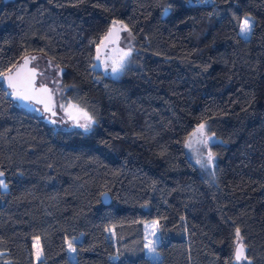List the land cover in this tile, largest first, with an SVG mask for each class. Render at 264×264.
Segmentation results:
<instances>
[{
	"label": "trees",
	"instance_id": "1",
	"mask_svg": "<svg viewBox=\"0 0 264 264\" xmlns=\"http://www.w3.org/2000/svg\"><path fill=\"white\" fill-rule=\"evenodd\" d=\"M113 21L140 46L118 78L93 68ZM33 55L95 126L54 127L0 76V264H36V238L40 264H239L237 228L244 264H264V0H0V73ZM201 123L213 181L185 149Z\"/></svg>",
	"mask_w": 264,
	"mask_h": 264
},
{
	"label": "snow or ice",
	"instance_id": "2",
	"mask_svg": "<svg viewBox=\"0 0 264 264\" xmlns=\"http://www.w3.org/2000/svg\"><path fill=\"white\" fill-rule=\"evenodd\" d=\"M201 3L204 4H215V0H200ZM118 22L113 21V28L109 29V32L104 37V40H109L110 37L113 35V29L115 28L116 24ZM254 28V21L250 17H245L240 25V33L242 36L248 37L251 36ZM121 30L127 31L129 33V36L132 35L131 31L128 29L127 25H122ZM103 44V41H101ZM119 55L112 59L111 64L108 63L107 60L103 61L105 64V72L107 73L111 71V74L113 76H116L120 73H122L125 69L126 63L128 62L129 58L132 55V48L131 46L128 47L127 50L119 49ZM100 45H97V55L96 59L100 60ZM33 59H35L33 57ZM29 61L25 60L24 63L27 64ZM98 65H93V68L97 67ZM15 67V65H13ZM12 68H9L7 71L0 73V76H3V79L7 81L8 88L12 89V96L14 99L19 101H32L36 99L37 93H47L50 90L41 85L39 89L35 87V83L33 79L25 78L21 79L19 72H17L15 75H11ZM34 74V73H33ZM37 102H41L37 100ZM55 115V113H53ZM83 115L86 117L85 123H79L77 122L76 126L83 128L85 132H88L91 130V125L95 122L91 116H89L86 112L83 113ZM55 123V121H53ZM215 133L209 134V132L206 129V126L204 123H201L195 132L192 133V135L187 139L185 146L193 149V144L195 143L198 145V147L194 148L193 150L197 153V159L196 163L200 165L201 168L204 169H211L214 168V159L215 154L213 153L210 145L211 143H214ZM195 138V139H193ZM202 149H206V155H204ZM4 173L0 171V177H3ZM0 188L7 189L8 184L4 182L3 179H0ZM159 225V221L153 222L151 232L150 234L145 235V244L144 248L147 249L150 257H156L159 256V252L157 249V244L159 242V237L156 234V228ZM236 239H237V247L235 251V259L237 261L243 259H247V257L244 255V245L242 243L243 237L240 234V229H236ZM68 251L70 253H75L76 248L73 247L72 241L68 242ZM37 258H39V254H37Z\"/></svg>",
	"mask_w": 264,
	"mask_h": 264
},
{
	"label": "rangeland",
	"instance_id": "3",
	"mask_svg": "<svg viewBox=\"0 0 264 264\" xmlns=\"http://www.w3.org/2000/svg\"><path fill=\"white\" fill-rule=\"evenodd\" d=\"M191 2H193V3H201L200 0H191ZM121 26L122 25H120V27ZM120 34L121 35L118 34L119 36L118 35L111 36V38L108 40L109 44H107L108 42L105 43V45H109L111 47L108 50L105 51L106 52V56L104 58V61L107 60L108 63L111 64L112 59H114L115 57H117L119 55V51L118 50L119 49L127 50L129 46H131V48H132V55L129 58L128 62L126 63L125 69H124V71L122 73H120V74H118L116 76H113L111 74V71H110V68H109V71H108L109 75L112 76V77H115V78H118V77L122 76V74L125 72V70H127L135 62L136 56L140 53V46L134 40L132 35L129 36V33L127 31H123V30H121ZM117 37H119V41H117L115 39ZM243 37H245V36H243ZM116 43H119L118 48L115 46ZM99 54H100V60H97L95 58V65H98L97 67L94 68L96 71H101L102 70L101 67H102L103 56H102V53H101V49H100V53ZM96 55H97V50H96ZM48 63L49 62L44 57H41V56H37L36 59L33 60L34 66L40 68V71L44 72V74L46 75L44 78L39 77V80H38L39 83H43V84L49 85L50 87H52V86L54 87L55 95H56L55 99H56V104H57L56 107L58 109V113L60 114V117L63 116L61 118L59 117L57 119V123L56 124H52V125L54 127L60 128V129H78V130H81V131L85 132L83 128L77 127L76 124H77V122H79V123H85L86 122V117L83 115V113H85L86 111L83 110L82 108H80L76 103H74L67 96V91L62 85V70L57 69L54 66L52 67V65L51 66L48 65ZM103 66H105L104 63H103ZM48 72H49V75L46 74ZM42 118L45 119L46 116H42ZM47 119H50V117H47ZM204 124H205L206 129L209 132V134H211L212 132H211V129H210V124L209 123H204ZM94 126H95V122L91 125V129H93ZM197 128H195V130L193 132H195ZM192 133H191V135H192ZM193 139H195V138H193ZM214 140H215L214 143H216L217 139L215 137H214ZM214 143L210 142L209 146L211 147V149H212V146H213ZM196 147H198V145H196L194 143L193 144V149L196 148ZM185 149H186L187 156L198 167V169L201 171V173L206 178H208L209 180L213 181L215 179V175H216V162H217L216 156H215V159H214V162H213L215 167L206 170L204 168H201L200 165L196 163L197 153L193 149H190V148H188L186 146H185ZM202 151H203L204 155H206V149H202ZM0 179H3V177H1ZM3 190H5V189H3ZM102 199L105 202L108 201L109 194H104ZM153 222H155V221H149V222H145L143 224L144 237H145L146 234H150ZM109 233H110V235H113L112 231H109ZM156 234L159 237V241H160V226L159 225L156 228ZM158 244H159V242H158ZM158 244H157V246H158ZM33 253H34L35 263L36 264H40V261L43 259V255H42L40 241H39L38 238L33 240ZM37 254H39V258H37ZM146 254L152 261H157V260L160 259V255L156 256V257H150L147 249H146ZM69 258L74 260V258H75L74 257V253H70L69 252ZM238 263L239 264H244L245 261H244V259H242V261H240Z\"/></svg>",
	"mask_w": 264,
	"mask_h": 264
},
{
	"label": "water",
	"instance_id": "4",
	"mask_svg": "<svg viewBox=\"0 0 264 264\" xmlns=\"http://www.w3.org/2000/svg\"><path fill=\"white\" fill-rule=\"evenodd\" d=\"M113 28V27H112ZM111 28V29H112ZM121 32V27L117 24L115 26V28L113 29V35H118L119 33ZM112 35V36H113ZM111 38V37H110ZM106 40L103 41V43H105ZM102 45V43L100 44V46ZM33 57L36 59L37 56L33 55V56H29V57H26L22 60V62L16 66L12 72L10 73L11 75H15L17 72H19L20 74V78L21 79H25V78H31L33 79L34 83H35V87L37 89H39L41 86H38L37 83H38V76H39V71L38 69L34 68L32 66V63H33ZM25 60H28L29 62L27 64L24 63ZM34 73V74H33ZM44 87H46L47 89H49L50 91L47 92V93H37V96H36V99L32 100V101H19V100H16L13 98L12 96V89L8 88L7 86V81H5L3 79V87L5 90H7L8 94L11 96V98L17 103V105L26 110V111H29V112H32V113H35L37 114L38 116L39 113H36L35 109L38 108V106H41L43 111L49 115V117L52 119L56 113H55V109L57 104H56V99H55V94L53 93L52 91V88L47 86V85H43ZM37 100L41 101V102H37ZM53 113H55V115H53ZM47 123H50L49 121H47L46 119H44ZM237 247V246H236ZM236 251V250H235ZM244 255H245V248H244ZM243 259V258H242ZM239 260L237 262H240L242 261Z\"/></svg>",
	"mask_w": 264,
	"mask_h": 264
},
{
	"label": "flooded vegetation",
	"instance_id": "5",
	"mask_svg": "<svg viewBox=\"0 0 264 264\" xmlns=\"http://www.w3.org/2000/svg\"><path fill=\"white\" fill-rule=\"evenodd\" d=\"M119 35H121L120 33H119ZM118 35V36H119ZM118 38V39H117ZM117 38H115L117 41H119V37H117ZM106 42H108L107 44H109V41L108 40H106ZM105 42V43H106ZM105 43H103L101 46H100V49H101V53H102V56H103V61H104V58H105V56H106V50H108L111 46H109V45H105ZM118 45H119V43H116V47L118 48ZM108 56V55H107ZM103 61H102V70H101V73L104 75V76H108L109 75V73L107 72H105V66H103ZM48 65H50L51 66V64L50 63H48ZM32 66L34 67V68H36V69H38V71H39V76H38V80H39V77H42V78H44L46 75L44 74V72H42V71H40V68H38V67H35L34 66V64L32 63ZM53 67V66H52ZM51 67V68H52ZM47 75H49V72L48 73H46ZM37 85L38 86H41V85H46V84H43V83H39V81H38V83H37ZM51 85V84H50ZM47 86H49V85H47ZM52 86V85H51ZM50 87V86H49ZM52 88V91H54L53 93L55 94V89H54V87L52 86L51 87ZM55 110V113H56V115L51 119H47V117H49V115H47L44 111H43V109H42V107L41 106H38V108H36L35 109V111H36V113H39V115L42 117V116H46V120L47 121H51L50 123L51 124H56L57 123V119L60 117V114L58 113V109H57V107L56 108H54ZM61 117H63V116H61ZM60 117V118H61ZM53 121H55V123H53Z\"/></svg>",
	"mask_w": 264,
	"mask_h": 264
}]
</instances>
